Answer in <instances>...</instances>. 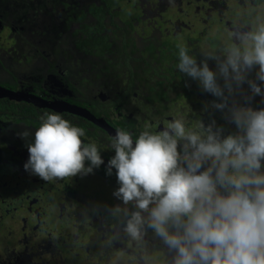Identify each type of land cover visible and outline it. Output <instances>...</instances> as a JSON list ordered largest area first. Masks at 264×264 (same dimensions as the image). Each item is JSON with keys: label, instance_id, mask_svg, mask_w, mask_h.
Listing matches in <instances>:
<instances>
[{"label": "flooded vegetation", "instance_id": "af4514ba", "mask_svg": "<svg viewBox=\"0 0 264 264\" xmlns=\"http://www.w3.org/2000/svg\"><path fill=\"white\" fill-rule=\"evenodd\" d=\"M131 1L132 6L123 4L125 9L122 14L118 11L116 19L124 23L126 15L135 18L134 35L142 53L136 51L137 59L131 70L137 78L143 77L137 67L143 64L138 62L139 54L144 58L148 71L144 83L133 81L134 77L129 97L123 99L122 96L113 107L115 114L97 115L92 111L95 109L91 110V99L106 103L114 94L107 85L113 78L95 66H103L101 63L89 58L82 63L75 59L74 63H67L53 58L49 62L38 59L28 63L26 58L19 61L7 56L11 65L18 67V72L14 73L16 79L11 74L8 80L0 82V86L14 91L23 90L47 100L77 105L76 100L81 101L80 106L94 116L102 118L115 130H128L134 138L144 130H163L169 121L180 117L192 128L199 123L205 127L212 125L213 130L221 128L225 132L222 133L223 138L238 131L229 109H264V81L257 79L258 66L246 74L241 85L232 82V93L224 89L228 100L227 107L221 110L213 107L214 102H222L221 98L204 91L198 80L179 71V53H175V50L179 52L178 45H181L184 34L182 46L195 57L197 64L202 66V61L207 60L210 70L217 72L216 61L207 58L204 52L221 50L232 42L230 33L234 29L248 31L258 23V19L263 20L264 0ZM116 2L114 0L112 5L118 7ZM172 16L176 18L168 19ZM190 29H194L191 34ZM5 31L7 27L0 23V34ZM6 38L12 39V32L7 31ZM214 39L217 40L215 43ZM14 46L11 45L10 49ZM40 60L45 68L32 76L31 71L35 65L41 64ZM119 71L115 73L117 80ZM249 80L260 86L261 95L251 91ZM217 82L223 88L224 80L219 75ZM117 83L118 96L122 95L126 85L121 80ZM160 89L164 95L158 97L156 93ZM8 101L17 105L10 107ZM25 105L44 112H28ZM45 113H58L73 125L83 128L85 136L81 139L86 144L96 143L104 163L88 175L78 174L63 180L44 181L26 171L24 165L29 160L27 145L34 143L35 131ZM25 131L30 133L26 138L21 135ZM112 140L105 130L83 117L36 107L23 100L0 98V264H48L46 259L55 260L52 261L55 264H172L175 253L152 229H146L141 242L132 240L123 231L126 218L122 211L115 209L126 207L129 212L137 209L134 203L124 205L114 195L120 185L115 168L111 175L107 174L108 162L115 156ZM89 165L90 161L86 160L85 166ZM53 222L58 223L55 224L60 226V231L53 233L44 226V223L50 226Z\"/></svg>", "mask_w": 264, "mask_h": 264}, {"label": "clouds", "instance_id": "9594fccd", "mask_svg": "<svg viewBox=\"0 0 264 264\" xmlns=\"http://www.w3.org/2000/svg\"><path fill=\"white\" fill-rule=\"evenodd\" d=\"M230 40L217 52H204L216 61L217 72L207 60L198 65L178 45L177 68L221 98L213 103L221 110L227 107L224 89L232 93V82L244 83L255 66L257 79L264 81V21L248 31L234 29ZM247 82L254 94H262L260 86ZM229 112L238 131L223 138L221 128L202 123L192 128L180 117L163 130H144L135 138L118 128L111 142L115 156L107 174L115 168L120 185L114 195L137 209H115L126 218L123 231L141 242L146 229H152L175 253L172 264H264V109L233 107ZM84 136L83 128L60 114L45 113L34 143L27 145L25 170L44 181L92 173L104 161L96 143L86 144Z\"/></svg>", "mask_w": 264, "mask_h": 264}, {"label": "trees", "instance_id": "16d2710c", "mask_svg": "<svg viewBox=\"0 0 264 264\" xmlns=\"http://www.w3.org/2000/svg\"><path fill=\"white\" fill-rule=\"evenodd\" d=\"M113 2L114 0H0L1 26L7 27L8 33L13 34V38L9 40L10 45L15 44L21 50L19 54L14 46L6 54L0 52L1 68L8 71L5 65L7 56L19 61L26 58L28 63L38 59L49 62L52 58L67 63H74L75 60L82 63L86 58L93 59L103 65H95L96 67L105 70L106 76L113 78L107 85L113 89L114 96L106 103L100 102V99H91V110L95 109L92 111L97 115L109 112L115 114L113 107L122 96L123 99L129 97L130 83L134 77L136 79L133 81L144 83L148 68L144 65V58L138 54V62L143 64H138L137 67L143 77L137 78L133 74L131 68L135 62V53H142L134 35L135 18L123 13L127 16L124 23L117 22L118 11L122 14L125 7L119 0L116 2L118 7L112 5ZM129 5L132 6L131 0ZM3 48L0 46V49ZM12 52L15 54H11ZM175 53L179 52L175 50ZM118 71L117 75L121 76L118 80L126 88L122 90V95L117 96L116 90L119 87L115 73ZM11 74L16 79L14 73ZM156 95L161 97L164 92L160 89ZM76 101L75 103L82 104L81 101ZM8 105L14 107L17 104L8 101ZM25 107L26 111L33 113L42 110L31 105Z\"/></svg>", "mask_w": 264, "mask_h": 264}, {"label": "water", "instance_id": "95a60500", "mask_svg": "<svg viewBox=\"0 0 264 264\" xmlns=\"http://www.w3.org/2000/svg\"><path fill=\"white\" fill-rule=\"evenodd\" d=\"M0 98H7L10 100H15V101H25L27 103H30L36 107H42V108H49L55 112H68L71 114H74L76 116L83 117L87 119L88 121L92 122L96 126L102 128L107 132V134L111 137L114 138L116 134V130L110 127L105 120L102 118H97L94 116L88 109L85 107H82L77 104H72L69 102L65 101H58L55 99L52 100H47L41 97H38L34 94H30L28 92H24L23 90L21 91H14L9 88L1 87L0 86ZM59 103V109L55 108V106H51V104H56ZM58 105V104H57ZM56 105V106H57Z\"/></svg>", "mask_w": 264, "mask_h": 264}, {"label": "rangeland", "instance_id": "374dc122", "mask_svg": "<svg viewBox=\"0 0 264 264\" xmlns=\"http://www.w3.org/2000/svg\"><path fill=\"white\" fill-rule=\"evenodd\" d=\"M123 2V4L125 5V6H128L129 5V1H127V0H124V1H122ZM174 16H175V14H174ZM174 16H172L171 18H168V19H170V20H172V19H175L176 17H174ZM181 20H183V19H181ZM188 20V19H187ZM187 20H184V21H187ZM261 21H264V19L262 20H259L258 19V22H261ZM194 29H190V30H188L189 31V34H191L192 33V31H193ZM6 36H7V31H5V32H1V34H0V46H2V47H4L3 49H0V52H4L3 54H6V52L11 48V45H10V42H9V40L6 38ZM181 36V35H180ZM180 38V37H179ZM172 40L173 39H170V41L172 42ZM185 41V35L183 34V37L181 36V41H180V44L182 45V43ZM217 40H213V42L215 43ZM213 43V44H214ZM202 44H204V43H202ZM202 47H204V45L202 46ZM16 49H18V52H19V54L21 53V50H19V48H17L16 47ZM6 50V51H5ZM204 52V51H203ZM11 54H15V52H12ZM10 54V55H11ZM7 56V55H6ZM9 57V56H8ZM7 57V58H8ZM19 57V56H18ZM41 62V64L40 65H35V67H33V69H32V71H31V75L32 76H36L37 74H40L41 72H42V70L45 68V65H42L43 63H42V60H40ZM6 68H8V71H3V70H1V68H0V82H3V81H6V80H8L9 79V75H11V73L13 72V73H15V72H18V68L17 67H15V66H13V65H11V61H7L6 62ZM29 69V68H28ZM124 101V100H123ZM121 112H122V114H124V110L123 109H121L120 110ZM227 129H228V127H227ZM223 130V129H222ZM235 131H236V129H234ZM222 133H225V132H223L222 131ZM237 133V132H236ZM227 135V134H226ZM222 136H223V134H222ZM262 164H264V161L262 162ZM261 171H264V167H262V169H261ZM88 194H86V196H87ZM56 222H53L50 226H48L46 223H44V226L46 227V228H49V229H51L52 230V232L53 233H56V232H58V231H60L61 230V228H60V226L59 225H56V224H58V223H56ZM79 249V248H78ZM47 260V262H48V264H55L54 262H52V261H55V260H51V259H46ZM60 264H63V263H60Z\"/></svg>", "mask_w": 264, "mask_h": 264}, {"label": "bare ground", "instance_id": "6f19581e", "mask_svg": "<svg viewBox=\"0 0 264 264\" xmlns=\"http://www.w3.org/2000/svg\"><path fill=\"white\" fill-rule=\"evenodd\" d=\"M58 104V105H57ZM57 105V106H56ZM59 103H56V104H51V106H55V108H58L59 109Z\"/></svg>", "mask_w": 264, "mask_h": 264}]
</instances>
